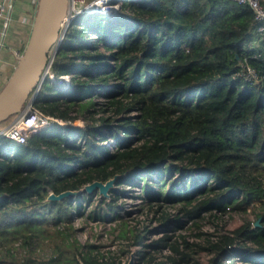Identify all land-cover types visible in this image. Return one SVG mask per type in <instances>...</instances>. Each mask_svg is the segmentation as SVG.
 Returning <instances> with one entry per match:
<instances>
[{
	"label": "trees",
	"instance_id": "16d2710c",
	"mask_svg": "<svg viewBox=\"0 0 264 264\" xmlns=\"http://www.w3.org/2000/svg\"><path fill=\"white\" fill-rule=\"evenodd\" d=\"M119 5L71 21L51 64L70 81L60 88L45 80L34 99L39 110L70 120L41 127L25 143L0 135V243L50 247L53 256L37 264H115L116 253L77 240L73 220L119 218L117 198L138 185L151 204L177 212L163 210L159 226L132 237L123 222L119 237L139 246L137 263L264 264V30L256 32L261 43L250 44L253 9L231 0ZM80 115L87 123L72 125ZM117 173L102 212L81 207L97 190L47 199ZM247 208L254 220L194 233L204 234L203 245L165 232L180 217L199 228L205 216ZM193 246L210 253L206 262ZM163 247L170 253L158 258Z\"/></svg>",
	"mask_w": 264,
	"mask_h": 264
},
{
	"label": "rangeland",
	"instance_id": "374dc122",
	"mask_svg": "<svg viewBox=\"0 0 264 264\" xmlns=\"http://www.w3.org/2000/svg\"><path fill=\"white\" fill-rule=\"evenodd\" d=\"M68 3H71V0H67ZM95 0H84V3L80 7H78V2L74 3V7L70 10V13L74 16L75 13H78L82 16H89L92 13H116L120 9L119 2L120 0H114L111 4H106L103 6L101 11H93V12H85L80 13L81 8H83L85 5H88L92 3ZM118 3L115 7V5ZM80 11V12H79ZM88 18V17H87ZM74 19V18H73ZM71 26V22L63 26L65 28L61 29L60 39L64 37V34L66 33L67 29ZM63 30L65 31L63 33ZM11 27L8 28L7 36H6V44L8 51L10 52V55H7L3 57L4 62H9L7 67L5 64H1V71L0 72V87L5 83L7 80L13 66L16 63L15 55L12 53L11 50L13 49H19V51H22L26 42H27V33L21 35L20 39H15V36L12 38L11 35ZM63 33V34H62ZM11 35V36H10ZM10 36V37H9ZM262 41V37L258 36L256 33L253 36V39H251L250 44H260ZM61 43V42H60ZM59 43V44H60ZM263 44V43H262ZM58 48V47H57ZM56 48V49H57ZM5 50H3L2 53H4ZM1 63V62H0ZM70 79V78H69ZM60 86H63L62 84H58ZM65 85V84H64ZM56 87L54 84L51 85ZM70 114H75V111H71ZM99 114H95L94 117H98ZM13 116H11L9 119H7V123L4 125L6 126ZM63 119V118H62ZM66 120V119H63ZM70 119H67V121ZM88 119L83 118L81 115L77 118L73 119L72 125H78V126H84L87 123ZM141 182V180H139ZM124 193L117 198V204L118 206L116 209L118 210L120 217L119 218H108L106 220L100 219V218H94L91 217L89 219H84L83 216L76 215L74 217L73 223L75 225L76 231L75 236L77 240L83 244L85 242H91L99 246V249L101 251H107L111 250V247L114 249H126L127 253H132L134 251L135 253L139 249L138 245H128V242L132 240L119 237V231L123 227V222L126 223V228H130L131 231H128L127 234L132 237V235L140 231L142 234L143 231L148 227H156L159 226V223L162 221L161 218V212L163 210L169 211L170 214H175L177 212V208L174 205H169L167 203H164L160 207H157L155 202L151 204L148 200L144 198L143 191H139V186H127L124 189ZM103 197L98 191L97 194L94 196L93 200L90 202H86V200H83L81 203V207L84 208V213L90 210H99V212H102L103 209H105L107 206L105 205V201H109L111 199V196ZM102 199V200H101ZM106 206V207H105ZM151 206V207H150ZM218 215L217 218H209L205 216L203 219L200 220V227H196L194 225L190 224V221H182L184 217H180V226L175 227L174 230H167L165 232L171 233L172 238L175 236L178 237L179 234H183L185 238L190 242H198L200 245L204 244V234L195 235L197 231L201 230L204 232H216L219 227H224L226 229H231L243 222V218H248L250 220L255 219V213L250 210V208H247L245 212L237 211V210H231L227 209L226 211L222 213L216 212ZM212 220V221H211ZM81 224V227H80ZM219 231V230H218ZM217 231V232H218ZM86 233L87 237H91V241H86L83 233ZM164 231L156 232L154 234H150L152 239H155L159 237ZM193 248L197 249L196 253H194L195 258L199 259L202 262H206V258L209 256L210 253H208L207 250L202 248H197L196 246H193ZM52 251L50 247L43 245H35L33 247H27V245H19V241H14L11 245L5 246L4 244L0 243V258L3 257V255H6V261H8V264H26L25 259L26 257L30 256L33 257L35 261L30 262L29 264H37L38 260H47L49 252ZM130 253V254H131ZM238 263V260L235 261ZM134 264H137V259H134ZM141 264H151V263H141Z\"/></svg>",
	"mask_w": 264,
	"mask_h": 264
},
{
	"label": "water",
	"instance_id": "95a60500",
	"mask_svg": "<svg viewBox=\"0 0 264 264\" xmlns=\"http://www.w3.org/2000/svg\"><path fill=\"white\" fill-rule=\"evenodd\" d=\"M67 8V0H38L27 42L22 53L15 55L16 63L0 87V123L19 113L30 94L40 84L43 69L53 59L57 50L56 44L61 40V27L67 15ZM11 51L14 54L13 50ZM118 177L119 173L105 181L93 180L79 189L50 192L47 199L60 200L94 190L108 197ZM255 224H259V219ZM135 254L132 251L129 264H134Z\"/></svg>",
	"mask_w": 264,
	"mask_h": 264
},
{
	"label": "built area",
	"instance_id": "2783aa9c",
	"mask_svg": "<svg viewBox=\"0 0 264 264\" xmlns=\"http://www.w3.org/2000/svg\"><path fill=\"white\" fill-rule=\"evenodd\" d=\"M33 1H34L35 5L37 6L38 0H33ZM113 1L114 0H95L90 4H93L94 2H99L100 6L94 8L93 11H96V10L101 11V10H104V9H102L104 5H106V4L109 5ZM231 1L250 5L254 11V16H255V19L257 21V25L255 27L254 32L259 33V32H262L264 30V25H263V23H264V6L261 4L260 0H231ZM77 2L79 3L78 7H80L82 5V3H84V0H71V3L70 4L68 3L67 15L65 16V18L63 20L61 28H64L63 26L70 23L73 20V18L80 15L78 13H75V15L73 16L70 13V10L74 7V3H77ZM117 4L118 3L113 5V7H115ZM88 5H85L83 8H81V12L80 11L79 12L85 13ZM12 7H13V0H0V62L3 60V58H2L3 56H1V53L7 47L5 39H6L7 31H8V28L10 26V22H11ZM64 30H65V28H64ZM64 30H63V33L65 32ZM60 42H61V40L56 44V48L59 46ZM13 52H14V55H20L22 53V51H19V49H13ZM52 60L53 59H51L50 62L47 64V66L43 69L40 84L30 94V96L27 99L23 109L19 113L13 115L12 119L10 120V122L6 126L0 127V135L5 136L7 138H11V139L17 141L18 143H25L27 136L33 132H36L41 127L48 126L51 124L64 125L67 122V120H63L62 118L47 114V113L39 110L38 108H36L34 106V99H35V97L39 91V88L41 87L42 83L45 80H47L49 83H51L53 85L52 77H54V76H58L59 78L67 77V81H65V85H63V86H66L70 81L69 74H62V75L54 74V72L52 71V68H51ZM247 70H248L247 76H249V75L255 76L254 69L247 67ZM58 86L63 87L60 85H58ZM70 123L72 124V121H70ZM80 227H81V224H80ZM82 233H83V236H84L86 241L92 240L91 237L86 236L85 232H82ZM114 248L111 247V250H109V251H110V253L114 252L117 254L115 261H114L115 264H129V260L131 258V254H130L131 252L127 253V254H123V253H120L119 250L114 249ZM107 251H102V252L106 253ZM168 253H170V250L167 247H163L161 250V255H159L158 258H164V256H166ZM51 256H53L52 251L49 252L47 259H49ZM137 257H138V252H136V254H135L136 259H137ZM45 264H49V263H45ZM103 264H108V263L103 262ZM137 264H141V263H137Z\"/></svg>",
	"mask_w": 264,
	"mask_h": 264
},
{
	"label": "crops",
	"instance_id": "0c3cea01",
	"mask_svg": "<svg viewBox=\"0 0 264 264\" xmlns=\"http://www.w3.org/2000/svg\"><path fill=\"white\" fill-rule=\"evenodd\" d=\"M35 10H36V5L33 0H13V7L11 11V22L9 26L11 27L12 30L11 31L12 38L15 36L16 39L17 38L20 39L21 35L26 33L28 37L33 22V18L35 15ZM1 56H3V53H1ZM8 63L9 62H4V60H2L0 65L5 64L7 67ZM0 72H2L1 67H0Z\"/></svg>",
	"mask_w": 264,
	"mask_h": 264
},
{
	"label": "bare ground",
	"instance_id": "6f19581e",
	"mask_svg": "<svg viewBox=\"0 0 264 264\" xmlns=\"http://www.w3.org/2000/svg\"><path fill=\"white\" fill-rule=\"evenodd\" d=\"M99 6H100L99 2H94L93 4H89L87 6V10L85 12H92L94 10V8L99 7ZM52 79H53L52 82L54 85H57V84L64 85L65 81H67V77L59 78L58 76H54V77H52Z\"/></svg>",
	"mask_w": 264,
	"mask_h": 264
},
{
	"label": "flooded vegetation",
	"instance_id": "af4514ba",
	"mask_svg": "<svg viewBox=\"0 0 264 264\" xmlns=\"http://www.w3.org/2000/svg\"><path fill=\"white\" fill-rule=\"evenodd\" d=\"M16 39V38H15ZM5 50V52L3 53V57H5V56H7V55H10L11 56V54H10V52L8 51V48L6 47V49H4Z\"/></svg>",
	"mask_w": 264,
	"mask_h": 264
}]
</instances>
